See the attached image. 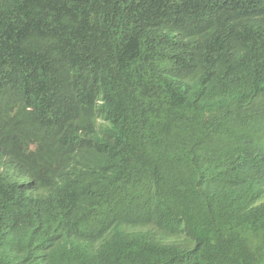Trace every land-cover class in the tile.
<instances>
[{
  "label": "trees",
  "instance_id": "obj_1",
  "mask_svg": "<svg viewBox=\"0 0 264 264\" xmlns=\"http://www.w3.org/2000/svg\"><path fill=\"white\" fill-rule=\"evenodd\" d=\"M0 264H264V0H0Z\"/></svg>",
  "mask_w": 264,
  "mask_h": 264
},
{
  "label": "rangeland",
  "instance_id": "obj_2",
  "mask_svg": "<svg viewBox=\"0 0 264 264\" xmlns=\"http://www.w3.org/2000/svg\"><path fill=\"white\" fill-rule=\"evenodd\" d=\"M7 176H9L13 181H16V182H21L22 180H24V178L18 174L17 171H15L14 169L13 170H9L7 172Z\"/></svg>",
  "mask_w": 264,
  "mask_h": 264
}]
</instances>
